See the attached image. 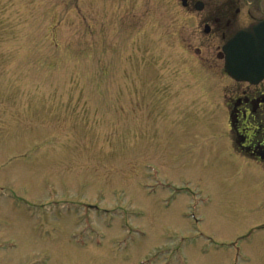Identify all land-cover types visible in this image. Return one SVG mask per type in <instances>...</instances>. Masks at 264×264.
<instances>
[{
	"label": "rangeland",
	"instance_id": "obj_1",
	"mask_svg": "<svg viewBox=\"0 0 264 264\" xmlns=\"http://www.w3.org/2000/svg\"><path fill=\"white\" fill-rule=\"evenodd\" d=\"M181 5L0 0V264H264Z\"/></svg>",
	"mask_w": 264,
	"mask_h": 264
},
{
	"label": "flooded vegetation",
	"instance_id": "obj_2",
	"mask_svg": "<svg viewBox=\"0 0 264 264\" xmlns=\"http://www.w3.org/2000/svg\"><path fill=\"white\" fill-rule=\"evenodd\" d=\"M181 6L186 20L195 21L204 34L190 55L192 59L189 56L190 62L195 61L197 69L210 76L213 84L214 73L220 72L218 100L226 111L230 150L259 182L264 181V79L255 83L233 80L226 74L223 52L224 44L237 31L264 22V0H186ZM210 38L214 39L211 44L216 45L215 51L211 50ZM215 62L221 65L215 66Z\"/></svg>",
	"mask_w": 264,
	"mask_h": 264
},
{
	"label": "water",
	"instance_id": "obj_3",
	"mask_svg": "<svg viewBox=\"0 0 264 264\" xmlns=\"http://www.w3.org/2000/svg\"><path fill=\"white\" fill-rule=\"evenodd\" d=\"M226 71L238 81L264 77V23L238 32L224 47Z\"/></svg>",
	"mask_w": 264,
	"mask_h": 264
},
{
	"label": "bare ground",
	"instance_id": "obj_4",
	"mask_svg": "<svg viewBox=\"0 0 264 264\" xmlns=\"http://www.w3.org/2000/svg\"><path fill=\"white\" fill-rule=\"evenodd\" d=\"M254 26H256V25H254ZM252 27H253V26H252ZM249 28H250V27H249ZM249 28H248V29H249ZM233 155H234V156H236V154H235V153H233Z\"/></svg>",
	"mask_w": 264,
	"mask_h": 264
}]
</instances>
